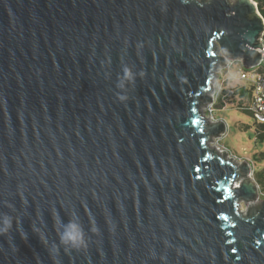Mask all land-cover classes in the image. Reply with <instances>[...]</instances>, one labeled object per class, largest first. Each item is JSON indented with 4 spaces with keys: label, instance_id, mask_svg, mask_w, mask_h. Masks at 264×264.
Returning a JSON list of instances; mask_svg holds the SVG:
<instances>
[{
    "label": "water",
    "instance_id": "water-1",
    "mask_svg": "<svg viewBox=\"0 0 264 264\" xmlns=\"http://www.w3.org/2000/svg\"><path fill=\"white\" fill-rule=\"evenodd\" d=\"M260 14L255 0H0V264H264L251 162L212 147L227 127L202 110L219 66H259ZM69 220L80 248L60 241Z\"/></svg>",
    "mask_w": 264,
    "mask_h": 264
},
{
    "label": "rangeland",
    "instance_id": "rangeland-1",
    "mask_svg": "<svg viewBox=\"0 0 264 264\" xmlns=\"http://www.w3.org/2000/svg\"><path fill=\"white\" fill-rule=\"evenodd\" d=\"M229 69H231L230 65L219 66L212 87V89L214 90L215 97L219 87L222 86L223 77L226 76L230 78L231 76V80L227 82V85L229 86H235L236 83L239 82L237 80L239 78L236 75L238 72L237 69L233 68L231 70V75L228 73L226 74L227 70ZM227 94L229 93L227 92ZM231 101L227 102V107L225 106L224 108H221L220 106H211L212 103L206 104L202 108L204 114L207 116L210 122L222 120L225 122L227 127L226 132L221 137L212 138L211 145L212 147H215L218 150L227 151L229 155L238 160V162H244L249 160L251 162V165L253 166L252 176L254 179V171H257L259 167H264V160L260 163H254L253 157L256 152L264 151V143L255 142L256 123L253 117L249 114L240 112V110L233 106ZM230 103L231 105H229ZM214 108H216L217 110L215 111ZM259 198L260 201L264 200V196L261 193ZM245 207L246 206L244 202H241L240 209L244 210Z\"/></svg>",
    "mask_w": 264,
    "mask_h": 264
},
{
    "label": "trees",
    "instance_id": "trees-1",
    "mask_svg": "<svg viewBox=\"0 0 264 264\" xmlns=\"http://www.w3.org/2000/svg\"><path fill=\"white\" fill-rule=\"evenodd\" d=\"M258 4V9L260 11V15L263 17L264 19V0H255ZM264 38V36H263ZM229 70H227L226 74H230L231 75V70L233 68L237 69V77L239 79H237L239 82L236 83L235 86H229L227 85L228 81L231 80V76L230 78L228 77H223L222 75V86L219 87L217 94H216V98L217 101L214 102L213 106H220L221 108H224L227 104V102H230L233 104V106H235L238 110H240V112L249 114L253 117L252 112L248 109L249 104L251 103V99H252V84L248 81L245 80H241L240 78V73L243 72L244 68L242 67L241 63H237L234 65H230ZM224 72V73H225ZM258 72L264 75V67H261L260 69H258ZM233 79V78H232ZM231 92V94L227 95V92ZM236 103H235V102ZM231 103L229 105H231ZM219 104V105H218ZM227 107V106H226ZM213 110V109H212ZM214 110L216 111L217 109L214 108ZM215 113V112H214ZM255 121V119H254ZM256 130H255V142L256 143H264V123H258L256 122ZM254 163H260L263 162L264 160V151H260V152H256L254 154ZM264 166V165H263ZM253 167V166H252ZM254 180L256 181V183L259 186V190L261 192V194L264 196V167H259V169H257V171H254Z\"/></svg>",
    "mask_w": 264,
    "mask_h": 264
},
{
    "label": "built area",
    "instance_id": "built-area-1",
    "mask_svg": "<svg viewBox=\"0 0 264 264\" xmlns=\"http://www.w3.org/2000/svg\"><path fill=\"white\" fill-rule=\"evenodd\" d=\"M263 36H262V42L264 43ZM258 51L260 52L263 58L259 66L257 68L254 67L252 69H244L243 72L240 73V78L241 80L248 81L252 84L253 86L252 99H251V103L249 104L248 109L252 112V115L254 116V119L256 122L264 123V75L258 72V69H260L261 67H264V44L261 50L258 49ZM239 62L241 63L240 60H230L227 65H234ZM228 93L231 94L230 91ZM213 97H214V102H215L216 97L214 96V93H213ZM214 102H212L211 106L214 105Z\"/></svg>",
    "mask_w": 264,
    "mask_h": 264
},
{
    "label": "clouds",
    "instance_id": "clouds-1",
    "mask_svg": "<svg viewBox=\"0 0 264 264\" xmlns=\"http://www.w3.org/2000/svg\"><path fill=\"white\" fill-rule=\"evenodd\" d=\"M134 76L128 67L123 69V79L118 84V87L124 88L125 81H133ZM120 100H125L126 97L123 95L119 96ZM4 224L10 226L11 219L7 216L4 217ZM63 230L59 234L61 243L68 246L69 248H80L85 244L84 232L79 224L69 220L63 226Z\"/></svg>",
    "mask_w": 264,
    "mask_h": 264
},
{
    "label": "bare ground",
    "instance_id": "bare-ground-1",
    "mask_svg": "<svg viewBox=\"0 0 264 264\" xmlns=\"http://www.w3.org/2000/svg\"><path fill=\"white\" fill-rule=\"evenodd\" d=\"M213 94V93H212Z\"/></svg>",
    "mask_w": 264,
    "mask_h": 264
}]
</instances>
